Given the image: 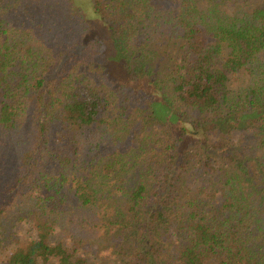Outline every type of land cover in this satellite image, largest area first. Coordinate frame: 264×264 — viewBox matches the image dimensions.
<instances>
[{"label": "trees", "instance_id": "trees-1", "mask_svg": "<svg viewBox=\"0 0 264 264\" xmlns=\"http://www.w3.org/2000/svg\"><path fill=\"white\" fill-rule=\"evenodd\" d=\"M91 3L151 91L74 0H0V264H264V0Z\"/></svg>", "mask_w": 264, "mask_h": 264}, {"label": "rangeland", "instance_id": "rangeland-1", "mask_svg": "<svg viewBox=\"0 0 264 264\" xmlns=\"http://www.w3.org/2000/svg\"><path fill=\"white\" fill-rule=\"evenodd\" d=\"M74 2L78 7L81 8L82 12L90 23L93 32L101 37L105 43V52L108 57L109 75L119 83L126 84L131 89H143L146 91H151L152 83L150 79L141 77L133 80L127 76L126 71L121 65V54L110 35L108 26L94 11L91 0H74ZM153 106L157 116L169 121L171 125L176 128L175 123L178 122V116L166 105V103H164L159 98H155L153 101Z\"/></svg>", "mask_w": 264, "mask_h": 264}]
</instances>
